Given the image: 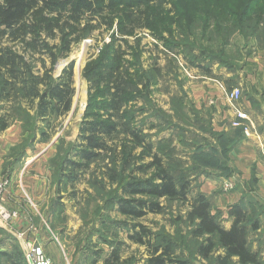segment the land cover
I'll return each mask as SVG.
<instances>
[{"label": "rangeland", "instance_id": "rangeland-1", "mask_svg": "<svg viewBox=\"0 0 264 264\" xmlns=\"http://www.w3.org/2000/svg\"><path fill=\"white\" fill-rule=\"evenodd\" d=\"M174 3L175 11L170 3L141 6L136 11L149 12V23L157 28L156 32L141 28L133 36H124L130 52L139 56V63H133L134 69L129 70L135 89L126 109L129 125L146 129L142 134L155 144L154 151L165 155L164 165L175 178L185 177L194 194L199 192L202 178L195 167L201 145H207V171L214 168L212 150L218 144L213 138L218 136L216 126L221 124L215 116V104L225 93L238 90V100L224 101L228 107L224 103L219 106L223 112L236 107L244 111L243 106L253 100L264 105V0ZM159 7L160 12L151 11ZM239 17H243L240 22ZM134 20H139V15ZM253 26H257L258 35L252 31ZM105 29H96L55 65L53 72L58 76L68 63L74 64L75 92L65 116L46 124L35 120L33 111L17 113L11 105L0 103V125L3 121L7 125L0 137H6L9 130L18 136L15 143L0 144V182L6 183L2 205L8 215L0 220V247L6 244L1 251L18 247L24 252L26 245H38L53 264H104L116 248L119 264H144L145 248L129 241L126 228L118 225L132 220L117 212L123 182L146 179L152 174L153 169L145 172L147 159L140 160L141 149L134 151L128 167L122 165L123 158L107 173L113 164L104 156L90 163L88 169H65L67 176L78 175L77 181L60 176L64 159L76 161L69 152L78 141L87 111H92L87 107L92 92L83 70L97 58L110 36L117 35V22ZM185 62L200 64L209 72L189 68ZM31 157L34 159L27 165ZM32 167L37 169L28 174ZM211 175L203 176L211 179ZM111 177L116 180L112 182ZM160 205L164 207L161 214L148 213L135 222L173 237L176 253L192 256L194 244L185 220L187 208L175 201L161 200ZM48 247L53 248L60 263L50 258L45 251ZM95 252L100 253L99 258Z\"/></svg>", "mask_w": 264, "mask_h": 264}, {"label": "trees", "instance_id": "trees-1", "mask_svg": "<svg viewBox=\"0 0 264 264\" xmlns=\"http://www.w3.org/2000/svg\"><path fill=\"white\" fill-rule=\"evenodd\" d=\"M151 2L159 3L158 6L170 3L173 10L176 9L174 0H0V103L11 105L10 109L17 113L33 111L35 120L46 124L65 116L71 109L75 92L74 64L68 63L55 76L53 71L57 61L67 58L72 47L96 29L105 27L108 30L113 22H117V35L110 36L97 58L87 63L83 70L92 92L87 105L92 111H87L79 128L78 141L69 152H73L76 161L64 159L60 176L70 178L71 182L77 181L79 176H67L65 169H88L90 163L104 156L113 164L107 173L123 158L122 165L128 167L139 147L140 160L147 159L145 172L153 169L152 174L146 179L123 182L117 212L132 220V223L124 221L118 225L126 228L129 241L145 248L144 264H194L196 256L207 257L217 243L225 249L227 257L237 256L238 264H259L255 257L247 255V227L235 224L230 231H224L219 215L211 214L209 197L198 191L193 194L185 177L175 178L163 163L165 155L154 151L155 144L148 135L142 134L146 129L129 125L126 105L132 100L135 89L134 76L129 70L134 69L133 63H139V56L130 52L124 36H133L134 31L141 28L156 32L157 28L149 23V12L136 11L141 6L148 7ZM151 11L160 12L161 7ZM136 14L139 20H134ZM251 29L258 35L257 26ZM186 64L189 68L209 72L200 64ZM6 128L3 121L0 132ZM220 135L214 137L218 146L213 147L211 166L225 169L226 151L220 144ZM205 147L207 145L200 146L195 167L207 176L212 173L205 172L209 168ZM217 174L211 176L221 177ZM221 175L227 176L225 172ZM114 179L111 177L112 182ZM161 200L175 201L187 208L188 236L194 244L192 256L177 254L173 237L135 222L148 213L161 214L164 210ZM117 250L110 253L104 264H119ZM95 255L99 258L100 253L95 252ZM1 261L27 264L24 252L18 247H12L11 251L0 249V264Z\"/></svg>", "mask_w": 264, "mask_h": 264}, {"label": "crops", "instance_id": "crops-1", "mask_svg": "<svg viewBox=\"0 0 264 264\" xmlns=\"http://www.w3.org/2000/svg\"><path fill=\"white\" fill-rule=\"evenodd\" d=\"M224 101L227 103L223 96L215 104V116L221 122L220 126H216V131L221 134L220 144L225 147L226 157L223 159L226 168L212 169L210 173L213 176L218 173L221 176L219 178L210 179L202 174L199 192L209 197L211 214L219 215V223L224 231H230L235 224L247 227V255L255 257L259 264H264V105L253 100L243 106L244 111L236 107L223 112L220 107L223 103L227 105ZM238 112L244 113L246 119L236 120ZM232 122H238L240 126L235 127ZM17 138L16 133L9 130L6 137H0V144L6 146L15 143ZM218 150L221 151L222 147H218ZM33 159L31 157L26 164L32 163ZM35 168H30L28 174H32ZM205 172L209 173L207 169ZM223 172L227 176H222ZM27 179L26 176L25 181ZM255 224V228L250 227ZM35 241L39 243L40 240ZM45 251H48L54 263H60L52 247ZM194 261L195 264H238L239 260L237 256L227 257L225 249L217 243L207 257L196 256Z\"/></svg>", "mask_w": 264, "mask_h": 264}, {"label": "built area", "instance_id": "built-area-1", "mask_svg": "<svg viewBox=\"0 0 264 264\" xmlns=\"http://www.w3.org/2000/svg\"><path fill=\"white\" fill-rule=\"evenodd\" d=\"M226 100L228 102H234L239 99V92L238 90H233L229 94L225 93ZM239 119H245V116L242 115L240 112L237 113ZM234 126H239L238 122L233 124ZM6 183L0 182V220H6L8 218L7 213L5 212L2 199H3V191ZM24 255L27 264H53V262L49 259V257L45 254L43 248L41 246H27L24 250Z\"/></svg>", "mask_w": 264, "mask_h": 264}, {"label": "water", "instance_id": "water-1", "mask_svg": "<svg viewBox=\"0 0 264 264\" xmlns=\"http://www.w3.org/2000/svg\"><path fill=\"white\" fill-rule=\"evenodd\" d=\"M59 64H61V63H57L56 66H58ZM57 75H58V73H57Z\"/></svg>", "mask_w": 264, "mask_h": 264}]
</instances>
